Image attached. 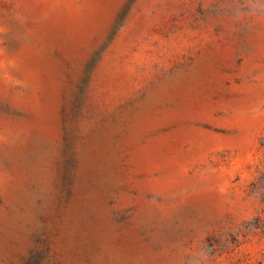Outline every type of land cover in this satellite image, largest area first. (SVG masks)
Returning <instances> with one entry per match:
<instances>
[{
	"label": "rangeland",
	"instance_id": "obj_1",
	"mask_svg": "<svg viewBox=\"0 0 264 264\" xmlns=\"http://www.w3.org/2000/svg\"><path fill=\"white\" fill-rule=\"evenodd\" d=\"M0 264H264V0H0Z\"/></svg>",
	"mask_w": 264,
	"mask_h": 264
}]
</instances>
